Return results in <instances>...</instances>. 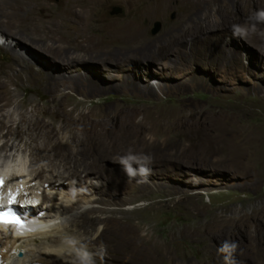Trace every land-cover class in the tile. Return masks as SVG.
Returning <instances> with one entry per match:
<instances>
[{
	"label": "rangeland",
	"instance_id": "rangeland-1",
	"mask_svg": "<svg viewBox=\"0 0 264 264\" xmlns=\"http://www.w3.org/2000/svg\"><path fill=\"white\" fill-rule=\"evenodd\" d=\"M27 1L46 2L51 11H59L66 0ZM97 2L98 8L86 13L83 28L106 46L101 58L87 54L101 65L77 60L73 74L78 86L71 80L48 89L46 83L63 74L34 59L43 44L12 26L16 18L9 0H0V77L16 93L5 113L25 135L13 138L9 150L0 154V172L8 169L3 188L15 196L32 192L31 200H42L45 190L66 202H46L41 209L37 200L30 208L40 213L51 211L52 205L73 204L71 213L44 226L48 232L58 231L61 223L69 225L85 209L102 217L121 210L157 244L159 264H224L218 251L224 241L238 244L240 264H264V22L255 19L264 0ZM42 7L39 14L50 11ZM155 21L161 28L151 34ZM234 25L248 34L234 35ZM129 26L140 30L141 39L111 40L121 29L129 33ZM2 28L28 40L26 49L33 55L12 50L14 38ZM10 50L23 58L21 73L9 69ZM152 52L155 60L141 56ZM79 53L56 56L65 66ZM201 111L209 114L206 120L198 118ZM5 132H0V147ZM101 134L108 135L104 146H114L116 155L100 159L105 149L89 144ZM56 141L62 142V151L53 153ZM69 142L75 146L67 147ZM129 154L151 157V173L146 179L129 178V189L118 188L106 177L124 171L119 158ZM94 161L100 165L88 167ZM98 169L103 180L95 175ZM73 173L80 177L68 180L67 190L46 183ZM77 183L87 188L86 194L75 196ZM142 183L147 190H140ZM103 228L99 223L96 233ZM17 253L24 257L22 250Z\"/></svg>",
	"mask_w": 264,
	"mask_h": 264
},
{
	"label": "bare ground",
	"instance_id": "bare-ground-1",
	"mask_svg": "<svg viewBox=\"0 0 264 264\" xmlns=\"http://www.w3.org/2000/svg\"><path fill=\"white\" fill-rule=\"evenodd\" d=\"M8 4L14 11L16 18V23L12 26L16 27L18 30L24 29L29 33V38H31V40L38 44H43H39L41 45V48H39L41 50V55L33 56L35 57L34 59L43 61L44 64H46L47 67H50L51 70L55 69L56 71L61 72L60 74H63L62 78L54 80L53 82L50 81L51 83H46V87L48 89L57 88L63 82H71V80L76 82V78L78 77H74L73 66L77 60L85 61L83 63L84 65L91 64L90 62H88L89 60H91L95 66L101 65V63L98 62L99 60L88 58L87 54L96 53L98 57L101 58L105 56V53H103V49L106 48V46L103 44V42L95 41L94 39L92 40L88 35H85V29L83 28V26H85L87 22L86 13L98 8L99 3L97 2V0H90L89 2H85V0H66L63 9L59 11H51V7L47 6L46 2H43L39 5H34L27 0H9ZM39 6H44L41 10L46 9L50 11L46 12L45 15L39 14L37 12V8ZM70 25L76 27V29L70 30ZM1 31L4 34L14 38L12 40L13 42H15V48H13L12 50L21 48L22 52L28 53L29 55L32 54L29 49H26V44L29 43L27 42L28 40L26 41L20 38V36L14 37V34L6 28H2ZM117 36H119L120 39L123 38V41L126 42V37H129L130 41H137L141 39L142 35L138 28H136L135 26H129V33H127V30L121 29L119 33L114 32L112 33V35H110L111 40H117ZM72 50L80 52L78 54L79 58L77 59L73 57L75 59H71V61H69L67 64L65 63L66 65L64 66V63L61 62V56H56V54H68V51L70 52ZM8 52L11 54L12 59L10 63L12 66L9 69L15 71V68L16 70L19 68L17 72L21 73L22 69L20 71V68H22L23 65L22 56L17 53H12L11 50ZM48 53L57 58H54V61H50L49 57L46 58ZM99 53L102 54L100 55ZM155 54L156 53L152 52L149 54H142L141 56L145 60L149 58L155 60L153 57V55ZM138 62L140 63L141 60ZM85 72L91 74L89 71ZM101 73L102 72H99L98 75L101 76ZM27 74L31 76V80L33 79V77H35L29 71ZM8 76V78H10L9 74ZM16 76L20 77V74ZM7 82L3 79L2 76L0 77V132L6 129V132L1 134V138L4 140V142L0 147V154H2L4 151L9 150V144L13 138L23 139V137L25 136H22L23 133L19 127H14L11 117L6 114V109L15 103L16 98V93L9 89ZM77 84L78 83L76 82V85ZM207 114V112L201 111L198 118L202 120L205 116L206 120L209 117V114ZM214 115L221 117L226 116L227 118L233 117L232 115L226 113H223V116L222 114L215 113ZM140 124L142 125V122H140ZM107 136V134H101L96 136L95 138H92V141H90L91 143L89 142V144L94 147L100 146L105 149V153L100 157V159L105 156L116 155L119 152L118 149L116 150L114 146L105 148L104 144L106 142L104 141V138H106ZM251 141L252 139H250V142ZM54 143L55 148L52 149L53 153H57L58 150L62 151L60 148L62 147L61 145H63L62 142L56 141ZM65 145L67 147L75 146L70 142L66 143ZM42 150L43 149H39V153H41ZM234 152L235 151H233V153ZM98 165H100L99 162L94 161V163L90 162V164H88V167ZM7 170L8 169L4 168L0 172V178H2L3 180L7 179H4L7 175ZM88 170H90V168ZM95 175L99 179L103 180L102 169L96 170ZM113 176H115V174L108 175L106 179H110L112 185L118 188L124 187V189H129L128 186L130 184L127 182L129 176L125 173V171H120L119 173H117L116 177ZM56 177H52L49 181H46V183H50L49 187H52V189L56 188L67 190V188H65L66 182L68 180H78V177L80 176L78 173H73L72 175L69 174L66 179H64L65 177L62 176ZM39 178H43V174H40ZM62 181H65V183H62ZM71 186H73V184H71ZM147 188L148 187L146 183H142L140 185V190L142 191L147 190ZM76 189L77 193L75 194V196L86 194L87 188L82 187L78 183L76 184ZM45 192L46 191L44 190L43 194L41 195L42 200H33L34 198L31 200V198L29 197L33 195L32 192L30 194L21 196H15L14 193L9 192L19 201L20 206L17 207V210L21 213L27 214L29 220L33 222L24 224L23 229H18L16 226L14 227L7 224L0 225V264H88V262H90V264L160 263L161 254L157 244L148 233L143 234V232L145 231V229H143V226L136 225L134 222H132L131 216L125 211L115 210L111 212L110 216L102 217L92 216L93 214H96L98 212L95 209H85L81 213L77 214L71 220V222H69V225L64 226L65 224L61 223L59 225L60 227L58 231H45L46 229L44 228V226L48 225L47 223L56 221L58 218L71 213L74 208L73 204L70 206H67L66 204V206L62 207L52 205L53 207L51 211L41 213L38 212L37 209L30 208L37 200L39 201V206L37 207L41 209L42 204L46 202H52V204H54L57 203L56 201H59L58 205L65 202L64 200H62L63 197L59 199L56 196L50 195L51 193L48 194ZM26 197H28L31 201H28V198ZM10 198L11 196H9V199ZM68 200L67 202L71 201ZM99 223L103 224L104 228L101 233H96L95 230ZM82 230L84 232H82ZM12 231H14L13 235L11 234ZM29 233L30 235L28 236ZM88 235H91V237H89ZM93 236H95V238H93ZM19 250H22L24 252L23 258L18 257L17 252H19ZM87 253L93 254L92 258L89 257Z\"/></svg>",
	"mask_w": 264,
	"mask_h": 264
},
{
	"label": "clouds",
	"instance_id": "clouds-1",
	"mask_svg": "<svg viewBox=\"0 0 264 264\" xmlns=\"http://www.w3.org/2000/svg\"><path fill=\"white\" fill-rule=\"evenodd\" d=\"M255 19L259 22H264V10L257 12ZM233 32L234 35L241 37L248 34L245 28L235 25L233 26ZM119 163L130 179L135 178L137 175L146 179L151 173V169L148 167L151 163V157L149 156L138 157L134 154H129L120 157ZM237 250L238 244L235 241H224L221 244L218 251L224 255V264H240V261L236 258ZM88 264H90V262H88Z\"/></svg>",
	"mask_w": 264,
	"mask_h": 264
},
{
	"label": "snow or ice",
	"instance_id": "snow-or-ice-1",
	"mask_svg": "<svg viewBox=\"0 0 264 264\" xmlns=\"http://www.w3.org/2000/svg\"><path fill=\"white\" fill-rule=\"evenodd\" d=\"M4 181L0 178V188H3ZM11 198L9 199V205H13L16 203V197L9 193ZM3 195L0 194V208H3ZM7 224V225H15L18 229H23L24 224L21 221V218L15 215L12 212H4L0 211V225ZM10 230V229H9Z\"/></svg>",
	"mask_w": 264,
	"mask_h": 264
},
{
	"label": "water",
	"instance_id": "water-1",
	"mask_svg": "<svg viewBox=\"0 0 264 264\" xmlns=\"http://www.w3.org/2000/svg\"><path fill=\"white\" fill-rule=\"evenodd\" d=\"M161 28V22L160 21H155L153 22V26L150 30L151 34L157 33Z\"/></svg>",
	"mask_w": 264,
	"mask_h": 264
}]
</instances>
